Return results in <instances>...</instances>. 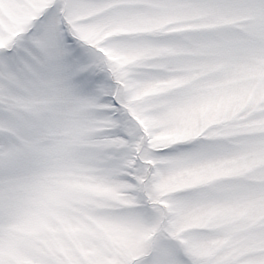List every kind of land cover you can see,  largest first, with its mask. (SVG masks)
Segmentation results:
<instances>
[{"label": "snow or ice", "instance_id": "6c2138e0", "mask_svg": "<svg viewBox=\"0 0 264 264\" xmlns=\"http://www.w3.org/2000/svg\"><path fill=\"white\" fill-rule=\"evenodd\" d=\"M0 264H264V0H0Z\"/></svg>", "mask_w": 264, "mask_h": 264}]
</instances>
